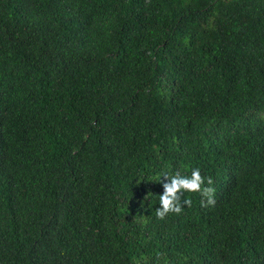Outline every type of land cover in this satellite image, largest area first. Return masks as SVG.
Returning a JSON list of instances; mask_svg holds the SVG:
<instances>
[{
    "label": "trees",
    "instance_id": "1",
    "mask_svg": "<svg viewBox=\"0 0 264 264\" xmlns=\"http://www.w3.org/2000/svg\"><path fill=\"white\" fill-rule=\"evenodd\" d=\"M0 264H264V0H0Z\"/></svg>",
    "mask_w": 264,
    "mask_h": 264
},
{
    "label": "clouds",
    "instance_id": "2",
    "mask_svg": "<svg viewBox=\"0 0 264 264\" xmlns=\"http://www.w3.org/2000/svg\"><path fill=\"white\" fill-rule=\"evenodd\" d=\"M167 178V182L163 183V193L159 195V207L156 208L155 215L158 219L163 220L168 214H180L182 212V203L191 207L192 200L181 198L185 192L199 193L202 197L200 203L202 206H214L215 188L212 187L213 179L211 176L205 177L201 174L199 168H193L190 174H182L176 171L162 172L155 181L161 182V177ZM157 253V258H159Z\"/></svg>",
    "mask_w": 264,
    "mask_h": 264
}]
</instances>
